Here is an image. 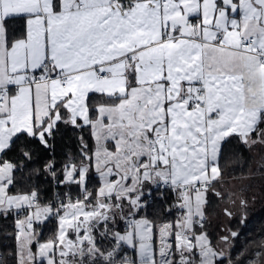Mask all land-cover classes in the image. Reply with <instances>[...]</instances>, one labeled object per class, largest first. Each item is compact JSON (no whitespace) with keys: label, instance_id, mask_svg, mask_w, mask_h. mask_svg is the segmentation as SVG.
<instances>
[{"label":"snow or ice","instance_id":"1","mask_svg":"<svg viewBox=\"0 0 264 264\" xmlns=\"http://www.w3.org/2000/svg\"><path fill=\"white\" fill-rule=\"evenodd\" d=\"M69 129L77 153L59 176L47 165L66 191L13 192L7 152L54 150ZM231 138L264 179V0H0V217L16 264H264V237L234 254L254 194L225 184ZM211 196L240 225L215 240Z\"/></svg>","mask_w":264,"mask_h":264},{"label":"trees","instance_id":"2","mask_svg":"<svg viewBox=\"0 0 264 264\" xmlns=\"http://www.w3.org/2000/svg\"><path fill=\"white\" fill-rule=\"evenodd\" d=\"M96 103H104V99L99 94H92ZM78 132L74 129H69L65 132L63 138H57L55 141L54 150H49L43 147L38 141H30L27 139L19 140L13 148L7 152L3 159L20 164L21 167L15 172L16 187L13 192L28 193L36 190L41 195V202L51 201L55 195V187L53 180L47 171V165L51 162L56 166L57 176L61 169V165L69 156L77 153V136ZM84 139L91 146L93 140L89 138L87 130L83 133ZM31 150V159H25L22 155V150ZM66 153L68 154L66 156ZM220 166L223 176H248L250 170H255L254 156L250 153L236 138H231L223 145L222 155L220 157ZM257 175V174H256ZM255 176H251L255 178ZM95 183V180L92 181ZM60 194H63L66 189L61 186L58 188ZM75 195V188H73ZM170 196V194H168ZM264 197V190H263ZM263 199V198H262ZM170 203V200L168 201ZM217 204V201H214ZM164 201L157 200L153 205V209L158 212L162 219H172L173 217L165 213ZM260 206L250 209L247 216V223L241 229L240 238L236 240L235 252L239 251L248 241H259L264 237V202H258ZM149 210V216H153L155 212ZM236 224L230 227L237 229L240 227L239 220L236 219ZM57 222L52 220L43 229L42 240H46L49 236L55 233ZM213 239L218 234L216 230L212 231ZM18 241L15 239V224L13 216H8L7 219L0 217V257L3 258V264H16L15 253Z\"/></svg>","mask_w":264,"mask_h":264},{"label":"rangeland","instance_id":"3","mask_svg":"<svg viewBox=\"0 0 264 264\" xmlns=\"http://www.w3.org/2000/svg\"><path fill=\"white\" fill-rule=\"evenodd\" d=\"M257 176L260 177V178H257L256 180H261L262 181L261 183H264V179L261 178L259 173H257ZM240 177H247V176H242V175H240V176H225V177L223 176L225 184L227 186H232V185L236 186V181H238L236 179H239ZM247 184L249 186L248 196L252 197L253 194H254V199H251L249 207L247 208V216H248V214L250 212V209L257 208L258 206H260V204L258 202H264V197L262 199L259 195H257L255 193V191L259 190L258 188L257 189L250 188V184H251L250 182H247ZM236 189H237V187H236ZM214 199H215V197L211 196L210 200L213 201ZM217 203H218L217 207H213V206H216V205H213L214 202H211V204L208 206V213L213 217L212 224L210 226L211 230H209V232L211 234H212V232H211L212 231V227H221V226H227V227L229 226L230 227L232 224H236V222H235L236 219L229 220L228 217H226L221 212V207H222L221 202L218 200ZM211 205H213V206H211ZM218 234L219 235H223L225 233L223 231H220V233H218ZM212 236H213V234H212Z\"/></svg>","mask_w":264,"mask_h":264},{"label":"crops","instance_id":"4","mask_svg":"<svg viewBox=\"0 0 264 264\" xmlns=\"http://www.w3.org/2000/svg\"><path fill=\"white\" fill-rule=\"evenodd\" d=\"M254 167H256V161H255V158H254ZM247 177H249L248 179H244V180H241V179H236V180H238V181H236V187H237V189H240V188H244L245 189V192H246V195H248V193H249V186H248V184H247V182H250L251 184H250V188H253V189H259V190H257V191H255V193L257 194V195H259L261 198H263V190H264V183H261L262 181L261 180H256L257 178H260V177H258L257 175H256V177L255 178H252V177H250V175L249 176H247ZM235 179V178H234ZM227 186V185H226ZM229 187H231V186H229ZM211 198V197H210ZM218 201V199L215 197V199L213 200V201H211V202H214V201ZM218 204V203H217ZM217 204H215V202H214V204L213 205H216V206H213V205H211V206H213V207H217ZM229 227V226H228ZM221 228H222V226L221 227H212V231L213 230H216L218 233H220V231H221ZM233 230H235L233 227H231ZM209 230H211V228H209ZM211 231V232H212Z\"/></svg>","mask_w":264,"mask_h":264},{"label":"built area","instance_id":"5","mask_svg":"<svg viewBox=\"0 0 264 264\" xmlns=\"http://www.w3.org/2000/svg\"><path fill=\"white\" fill-rule=\"evenodd\" d=\"M53 185H54V182H53ZM55 187V186H54ZM61 194H60V191L58 190V188H55V195H54V198H58L59 196H60ZM53 198V199H54ZM52 199V200H53ZM42 203V202H41ZM43 204V203H42ZM169 220H171V219H169ZM15 231H16V229H15Z\"/></svg>","mask_w":264,"mask_h":264},{"label":"bare ground","instance_id":"6","mask_svg":"<svg viewBox=\"0 0 264 264\" xmlns=\"http://www.w3.org/2000/svg\"><path fill=\"white\" fill-rule=\"evenodd\" d=\"M236 243V242H235Z\"/></svg>","mask_w":264,"mask_h":264}]
</instances>
